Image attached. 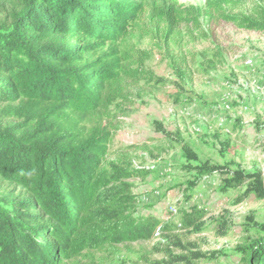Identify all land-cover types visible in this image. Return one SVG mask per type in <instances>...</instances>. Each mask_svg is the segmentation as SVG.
<instances>
[{"label": "trees", "instance_id": "1", "mask_svg": "<svg viewBox=\"0 0 264 264\" xmlns=\"http://www.w3.org/2000/svg\"><path fill=\"white\" fill-rule=\"evenodd\" d=\"M224 3L206 0L198 11L169 0H0V178L13 188L0 200V264H70L172 231L139 212L135 181L147 176L144 169L128 154L110 159L121 129L113 110L144 77L148 56L132 39L148 12L169 33L184 24L200 30L202 16L264 31V10L258 17L228 13ZM175 139L194 174L183 190L187 200L214 175L223 177V193L240 192L234 206L264 198L258 172L202 162ZM205 217L196 208L184 227L198 228ZM243 249L246 264H264V236ZM198 255L155 264H200Z\"/></svg>", "mask_w": 264, "mask_h": 264}, {"label": "rangeland", "instance_id": "2", "mask_svg": "<svg viewBox=\"0 0 264 264\" xmlns=\"http://www.w3.org/2000/svg\"><path fill=\"white\" fill-rule=\"evenodd\" d=\"M169 1L198 11L206 4ZM224 10L258 17L264 0H225ZM200 22V30L184 24L169 33L147 13L143 32L132 39L148 56L144 77L113 110L121 129L110 144V159L128 154L135 168L144 169L147 176L135 181L139 212L157 215L172 231L70 264H155L190 252L199 254L200 264H246L243 248L263 238L264 198L234 206L240 192L223 193L218 175L199 181L189 200L183 195L194 174L176 135L200 161L258 172L264 181V31L203 16ZM156 122L170 137L157 131ZM12 190L0 178V200ZM196 208L206 213L201 226L184 227L185 215Z\"/></svg>", "mask_w": 264, "mask_h": 264}]
</instances>
